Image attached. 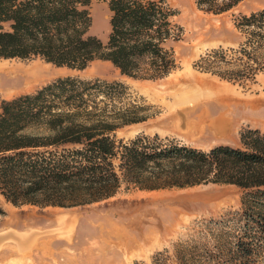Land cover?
Here are the masks:
<instances>
[{"label":"trees","instance_id":"1","mask_svg":"<svg viewBox=\"0 0 264 264\" xmlns=\"http://www.w3.org/2000/svg\"><path fill=\"white\" fill-rule=\"evenodd\" d=\"M239 1L194 4L220 14ZM91 3L0 0V58H40L77 70L103 60L119 74L141 80L162 78L176 66L172 44L182 28L165 0H105V40L90 33ZM232 26L235 45L209 49L192 66L226 81L251 82L264 70V7L238 14ZM150 108L119 81L73 76L0 98V214L1 200L67 208L107 199L121 185L150 191L229 184L243 192L233 224L213 221V233L132 264H263L264 131L244 127L237 145L206 150L156 134L115 136L117 129L145 121Z\"/></svg>","mask_w":264,"mask_h":264},{"label":"rangeland","instance_id":"2","mask_svg":"<svg viewBox=\"0 0 264 264\" xmlns=\"http://www.w3.org/2000/svg\"><path fill=\"white\" fill-rule=\"evenodd\" d=\"M165 1L175 9L173 19L181 26L182 34L172 44L176 66L164 77L133 79L119 74L103 60H93L77 70L40 58H0V98L32 93L59 77L97 78L119 81L133 96L151 105L150 117L117 129V138L156 134L206 150L217 144L237 145L239 130L244 127L264 131V70L242 84L192 66L209 49L235 45L238 34L232 26L233 18L264 7V0H240L220 14L197 9L194 0ZM91 14L90 33L105 40V0H92ZM227 108L233 119L229 123L231 132L220 137L213 134L212 128H204L205 120L216 115L207 122L209 127L210 121ZM221 122L222 119L210 124ZM224 127L220 125V129ZM242 195L234 185L209 183L150 191L121 185L107 199L67 208L14 206L1 200L4 212L0 214V231L30 233L31 239L22 250H17L13 242L5 243L0 248V264L148 263L150 256L162 248L171 249L206 231L213 233V221L227 219L233 224L241 212ZM64 217L66 221L62 223L60 219ZM204 242L213 243L209 239Z\"/></svg>","mask_w":264,"mask_h":264},{"label":"bare ground","instance_id":"3","mask_svg":"<svg viewBox=\"0 0 264 264\" xmlns=\"http://www.w3.org/2000/svg\"><path fill=\"white\" fill-rule=\"evenodd\" d=\"M1 84V82H0ZM226 88V87H225ZM223 89V88H222ZM228 91V90H226ZM234 96V95H233ZM226 98V97H225ZM234 98V97H233ZM227 99V98H226ZM221 102V101H220ZM256 102V101H255ZM264 103V101H263ZM228 106V105H227ZM262 106V105H261ZM260 106V107H261ZM230 107V106H229ZM251 107V106H250ZM252 109H254L253 107H251ZM178 117V116H177ZM181 118V117H180ZM184 118V116H183ZM179 119V118H178ZM222 119V122L219 124H215L214 126L211 125L210 123L213 121H218ZM232 117L230 115V112H229V109H225L224 110V114L222 113V115H219L217 117H215L213 120L210 121L209 123V128L211 130L212 128V132L214 135H221L220 137L224 136L225 134H227L230 130H229V123L230 121H232ZM180 123V122H179ZM178 123V124H179ZM175 124V123H174ZM223 124L225 125V127L223 129H220V125ZM178 126V125H176ZM179 128V127H178ZM217 138V137H216ZM60 221L63 223H65L66 221V218L64 217L63 219H60ZM69 221V220H68ZM31 239V234L28 233V234H24V233H21V232H18V231H15L13 229H7V230H3V231H0V248H2V246L5 245V243H8L10 244V242H13L14 243V247L17 249V250H22L24 248V246L30 241ZM7 248V247H6ZM14 250V249H13ZM2 252V251H1Z\"/></svg>","mask_w":264,"mask_h":264},{"label":"crops","instance_id":"4","mask_svg":"<svg viewBox=\"0 0 264 264\" xmlns=\"http://www.w3.org/2000/svg\"><path fill=\"white\" fill-rule=\"evenodd\" d=\"M214 116H216V115H213V116L209 117L207 120L204 121V122H205V123H203L204 128H207V129L209 130V127L207 126V122H208L210 119H212ZM231 130H232V128H231ZM231 130H230V132H231Z\"/></svg>","mask_w":264,"mask_h":264}]
</instances>
